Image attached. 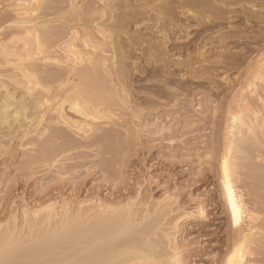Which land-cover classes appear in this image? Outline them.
<instances>
[{
	"label": "rangeland",
	"instance_id": "1",
	"mask_svg": "<svg viewBox=\"0 0 264 264\" xmlns=\"http://www.w3.org/2000/svg\"><path fill=\"white\" fill-rule=\"evenodd\" d=\"M47 1L49 0H45L43 3H47ZM55 1L51 0L49 2L57 4L58 0ZM68 1L66 0L62 4L65 8L63 7L60 12L50 17H55L59 13L57 17L70 13L71 7L68 5ZM72 1L73 3L78 2L76 5L78 4L80 6L84 2L86 3L85 5L88 4L87 0ZM151 1L142 0L138 2L141 4L144 2L142 6L134 2V0H118L117 5L121 8L134 2L128 9L134 11L132 14L136 15L138 20L137 24H128L125 30H123L124 27L121 28L117 31L118 36L116 38L106 34V39L100 38V36L97 39V37L95 38V34H92L88 38L91 39V42L85 36V39L90 41V44H87L90 48L94 40H99L100 42L103 40L102 42L106 44L103 48H107L103 49V52L99 51L100 49L94 51L96 61L97 59L100 60L103 55L107 65L106 68L97 66L98 74L93 81H95L94 85L101 84V89H96L98 85L95 86L96 93L103 90V92L99 93L98 97L102 95L104 98L105 96L107 99L110 98V103H113H109L108 108L105 106L100 108L103 117L97 118L96 120H87L89 122H86V124L84 121V123L82 122L83 118H81V115L72 113L71 111L69 112L66 104L63 109L67 114L61 111L59 113L57 106L64 95H66L59 93H62L66 89L63 93L67 91L68 94L69 88L67 90L64 86L67 84L65 87L71 88L70 85L73 80L76 83L72 84V89L74 84L79 85L81 83L77 86H81L80 90L81 88L82 90L77 93H80V95L84 94L81 97L78 96L77 103L79 102L78 104L81 106L84 103L80 98L83 99L85 97L86 90H83V82L75 76L74 78L73 73L75 75L78 68L81 70L87 62L86 58L88 57L87 52L89 48L86 47L88 51L85 47L83 48L82 43L86 41L84 37L80 41V26L78 27L79 30L76 29L80 33L78 35L80 39L77 38L76 40L80 41H77L78 44L80 43L77 46L82 49L77 47V51L80 52L79 57L83 59L81 60H85V63L83 62L84 65H80L79 62L81 60L78 63L73 62V60H78V56L73 58L69 53H65L64 56V50L61 51V47L64 48V45L66 46V44L75 40V37L72 35L74 33L72 31L75 29L71 28V22L69 21L70 24L67 21H64L67 24H63L62 22L60 23L61 25L55 24L54 27H57L56 32L59 34L65 33L64 35L67 36L61 35V37L59 35L61 39L64 38L63 40H58V33L54 35V39L52 36L53 42H55V39L58 40L56 43H58L59 48H55V45L54 48L51 47L53 48L51 50L48 46L49 43L51 42L50 45L53 46L55 43L52 41L47 42L46 45L48 47L46 45L43 46L44 50L42 52L44 55L42 56V53H40L41 57L37 54L35 60L32 62L36 64L39 62L37 64L38 67L42 64L44 69L41 67L43 70L41 68L40 70L44 74L42 75L45 76V78L41 75L43 78L39 76L41 78L40 84H38L37 88L34 86L33 89L36 88V91L32 90V92L34 94L37 92L38 94V91L40 93L44 90L45 97L43 93H40L43 96L41 97L39 94L42 98L40 101L43 98L45 100L47 99V102L44 101L45 103L41 101V104H43L39 108L41 112H37L39 115L34 120L35 129L34 126V130L31 129V132H34H30L28 137L19 140V136L13 132L17 128L14 121L10 120V126L13 129L9 130L10 127L8 124L0 126V201L4 197L5 191L11 188L12 191H10L18 195L15 200L16 204L26 202L25 204L30 206L34 205L35 207H41L40 204L48 206L50 204L55 205L56 203L55 206H58V209H60L62 199L69 193L76 194L78 197L77 200H80L83 199V195L86 196L91 193H99L101 196L108 197L112 190L114 193L116 191L120 192L121 197L130 196L132 199L135 197L136 199H133V201H136L132 203V208H139L143 204L141 206L142 208L140 207L141 209L146 210L145 207H147L153 211L154 208L156 210V212L153 211L154 214L162 215L163 213H159V211L163 212V209L171 203L169 206L175 212L173 211L170 213L171 215H167L160 220L158 227L161 229H159L158 233L166 231V234H169L174 239H178L176 240L178 244L180 246L181 244L182 246L184 245L181 249L187 252L189 251L187 254L189 256L191 255L190 257L193 256L191 258L192 263L215 264L214 260H217L225 249V235H227L226 231L229 225L227 213H223L225 209L223 208L224 199H222L223 196L219 185L220 174L217 153L223 147L222 137L224 133L223 129L227 124V112L234 111V107H239V105L245 103V100L248 102L247 100L249 99V101H253L252 103H254L257 99L256 93H258L259 97H264V77L262 78L264 75L262 68L264 66L262 65L264 64V0H188L183 5L173 0H171L172 3L168 1L166 4H163L165 2L162 3L159 0L161 5H159L158 0H153L152 3ZM17 2L19 1L0 0V14H12L11 10L12 8L15 9V5L23 4L21 1L19 4ZM14 3L16 4L14 5ZM30 3H27L28 5L26 4L27 6L25 5L23 7L30 8L32 1ZM138 6L144 10L139 9ZM154 6H160L158 7L160 10L158 8L156 9L157 11H162L161 15H156V12L155 14L153 13L156 11L153 9ZM68 9L70 10L69 12ZM121 12L123 11L121 10ZM153 14L159 18L161 16L159 20L161 24H159L158 18L154 17ZM58 28L61 31H58ZM87 29L90 28L87 27L85 30L83 27L82 32L87 31ZM158 29H161L160 31H163L166 35L165 39L162 35L158 36L159 34L156 33ZM68 33L70 34L68 35ZM65 39L67 40L66 44H64ZM76 40L75 42L73 41L75 44L77 43ZM60 42L64 45L59 44ZM113 42L115 45L113 48H110ZM66 54H69V57ZM38 56L39 58H37ZM71 57L73 60H68ZM36 59H39V61ZM75 64L77 68L74 66L75 68L73 69L72 65ZM109 67L113 71V76L106 75V71L110 70H108ZM5 68L10 69L12 67L7 66ZM116 71L118 73L124 71L125 73L122 72L123 74L120 73L119 75L118 73L114 74ZM100 72L102 73L100 74ZM6 74L3 77L5 79L7 76L9 77L10 72L8 75ZM57 74L59 76L57 79L59 80L55 79V77H58L56 76ZM121 74H125V76ZM71 75L73 78H71ZM65 76L67 79L61 78ZM119 76L122 80V84L119 81L121 85L110 81L115 78L117 79ZM71 79L73 80L71 81ZM256 79H259V81ZM2 80L5 83L7 82L8 89H13L14 85L10 82L9 84L12 83V87L9 86L8 78L7 80ZM67 80L69 81V85ZM61 82L62 84H60ZM63 84L65 85L63 86ZM239 84L242 85L239 86ZM47 86L48 89L56 87V90L52 89V91H57V89L62 87L60 89L62 91L58 90L59 93L58 91L55 92L62 95V97H59L60 100L56 96L57 94L53 93L54 91L51 92L50 90L45 92ZM100 86L97 88H100ZM254 86H256L257 90ZM30 87H33V85ZM18 88L20 90L23 89ZM10 91L12 92V90ZM16 91L14 92L13 89L17 97L16 100H18L24 94H21L23 90L20 92ZM250 91H252L251 96ZM51 94H54L56 97L54 98ZM4 95V90L0 88V104L4 103ZM252 95H255V97H252ZM25 96L28 95H24L23 98ZM84 105L82 107H85ZM125 105H128V108ZM61 118H64L66 122ZM68 122L69 124H67ZM63 123L65 124L63 125ZM58 131L59 134L63 131L61 134L65 136L69 135L67 138L69 140L73 139L72 143L71 141L68 142L69 140L66 143L61 142L56 135L55 138L54 134H58ZM66 131L68 134H66ZM28 138L30 140L33 139V141L31 142ZM20 141L23 147H19V144H21ZM23 142L27 146L24 147L25 144ZM52 149L56 152L61 151L59 153L57 152L59 155L55 156L56 152H51ZM62 151H66V154L61 153ZM53 154L54 157H51ZM50 158H56V163L51 165L50 162L52 161L54 163L55 160L51 159L50 161ZM57 161L59 162V166L56 167ZM53 169L56 170L53 171ZM58 175L64 178H59ZM29 176L33 178L30 179L34 180V183L29 188H26V186L24 187L23 179L29 178ZM11 180H13L12 182L14 184L11 183ZM55 183H57L56 186L59 189L57 193L60 192L61 198L56 200V202L53 199H48L49 197L46 199L43 198L41 196L42 190H49ZM120 188L124 189V192ZM132 188L133 191L131 190ZM127 189H130L129 193L126 191ZM33 190L37 195L40 194L35 196V199L37 197L39 199H34L32 194ZM122 193H127V195H123ZM136 195L139 196L136 197ZM43 200H46V204H44ZM197 200H201L203 206H206L204 211L207 214L206 218L192 220L188 217V213H195V202ZM171 201L175 203L173 204ZM189 201H192V204ZM131 202L132 200L129 201V203ZM183 212L186 216H182V214L184 215ZM176 218V223H180V226L174 229L173 224Z\"/></svg>",
	"mask_w": 264,
	"mask_h": 264
},
{
	"label": "bare ground",
	"instance_id": "2",
	"mask_svg": "<svg viewBox=\"0 0 264 264\" xmlns=\"http://www.w3.org/2000/svg\"><path fill=\"white\" fill-rule=\"evenodd\" d=\"M18 1H19L17 2L18 4L21 2H23V4L21 3L16 6L15 5L16 3H14L15 9L12 8L11 10L12 14L11 13L6 14V15L2 14L3 16L0 14L1 15L0 16V36H1L0 37V58H1L0 59V88L1 90H4L5 92L4 103L0 104V126L4 124H8V126L10 127L9 130L13 129L10 126L11 124L10 120L14 121L16 123L17 128L13 132H15L17 136H19V140H22L28 137V134H30L31 129L32 130L35 129L34 120H36L37 119L36 117H38L37 115H39V113L37 112H41L39 110V108L42 107L41 105H43L41 104L42 103L41 101L44 102L47 100L43 98V100L40 101V99H42L41 97H43L42 94L40 93L44 94V90L43 92L41 91L40 93L38 91V94L37 92H35V94L32 92V90L36 91L35 89L37 88L38 84H40L39 82L41 81V78L43 77L45 78V76H43L44 75L43 72L40 70V68L42 67V64L41 66L38 67L37 64L39 62L37 64L32 63V62L33 60H35L37 54L39 56H41L40 53H42V56L44 55V53L42 52L44 50L43 46L46 45L47 42L49 43L50 41H52L54 39V35L58 33L56 32L57 27H54L55 24H60L61 22L64 24L65 23L64 21L71 22V28L75 29L74 31H72L74 32L72 35L75 37L74 38L75 40L79 38L78 35L80 34L79 33L80 31H81V36H82V37L80 36L81 39L79 38L80 41L83 40L82 39L83 37H84V40H86L85 36L88 39L89 36H91L92 34L93 35L95 34V38L97 37V39H98V36L104 39L107 36L106 34H108L110 37L116 38L118 36L117 31H119L121 28L124 27L123 30H125L126 25L131 24V23L135 25L138 22L136 15L132 14L134 11H132V9H128L131 7L130 5L134 4V2H137V4H140L143 6L144 2H142L141 4L138 2L142 0H134V2L131 3L130 5H127L126 7L123 6V8H121L117 5L118 0H87L88 1L87 5H85L86 3L84 1L86 0H84L83 1L84 3L81 2L82 6L78 4L76 5V3L78 2H76L75 0L74 2L76 3H73L72 0H69L68 1L69 3L68 2L67 3L71 7V11L68 9V12L70 11V13H68L70 16L68 14H66L68 15L66 16L64 13L65 16L62 15L60 17H57L59 16L60 14L59 13L55 17H50L60 12L63 9V7L65 8V6H63L62 4L66 0H61V2H59L58 0L57 4H52L51 2H49L51 0L47 1V3H43L45 0H18ZM31 1H32V6L30 8L23 7L27 3H30ZM160 1L162 3L165 2L163 4H166V2L168 1L171 2V0H160ZM160 1L158 0V3H160ZM173 1H176V3L179 2L181 5H183L187 3L188 0H173ZM159 5H161V3ZM158 7L160 6H157V7L154 6L153 9H155L156 11H154L153 13L155 14L156 12V15H161L162 11L160 12L159 11L160 9ZM156 8H158L159 10L157 11ZM139 9L144 10L143 8H140V7ZM121 10L123 12H121ZM163 15H164V10H163ZM154 17H157V16L154 15ZM157 18L159 21L161 16L160 18L159 17ZM158 21L156 20L157 24H158ZM160 22L161 21H159V24H161ZM78 27H80L81 30H79ZM83 27L85 28V30L87 27H89L90 29H87V31L82 32ZM76 29H78L79 32L76 31ZM160 30L159 29L156 30V33L159 34L158 36L162 35L163 38L165 39L166 35L163 33V31H160ZM58 31H61V30L59 29ZM135 32H136V29H135ZM64 34L58 33V37L59 35L66 37L67 35H64ZM69 34L70 33H68V35ZM52 36H53V39H52ZM60 39L61 38L59 37L58 40ZM58 40L55 39V42L52 41L53 43H55L54 46L50 45L51 42L49 43L48 46L51 50L55 47V45H56L55 48L58 47V43H56V41L58 42ZM75 40H72V42L68 44H66L67 43V40H66L64 43L66 44V46L64 44H61V42L63 41L59 43L62 46L64 45L65 49L63 47H61L62 50L60 49L61 51L64 50V56H65V53H69L70 56H72L73 58L74 57L76 58L77 56L79 57L80 52L77 51L79 48V46L77 45L80 44V43L78 44V42L80 41L76 40V42L77 41L78 42L75 44L74 43ZM88 40L91 41V39H88ZM90 41L86 40V41H83V43L81 42L83 45V48L85 47L86 49V47H88V45L90 44ZM102 41L100 42L99 40L98 41L94 40V42L96 43L94 44L93 42V44L91 43L92 47L91 48L88 47L89 51L91 50V52H89L86 49L89 52V53L87 52L88 57L86 58L87 59L86 63H85V60L82 61L83 59L81 57H79L80 59L78 58V60L77 59L73 60L72 57L69 59L67 58L68 60L70 59L73 60L74 63L75 62L78 63V61L82 59L81 62H79L80 65L83 64V62L85 63V65L83 64L84 66L82 67L81 70H79L78 68L77 70L78 73L75 70L77 75L76 73L75 75L73 73V77L75 76L83 82V85H84L83 90L85 89L86 93L88 91L87 93L88 95L85 93V97L83 99L80 98V100L84 101L83 104L81 103L82 106L85 104L84 105L85 107H82L80 104H78L79 102L77 103V99H79L78 96L81 97L84 95V94L80 95V93L79 94L77 93L82 90V88L80 90L81 86L78 87L81 83H79L80 80H78L77 78L76 80L79 81L77 82L79 83V85L77 84L78 85L77 86L74 84L75 86V87L73 86L74 90L72 89V84L76 83L75 80L71 79V81L73 80V82H71V85H70L71 88L65 87L67 84L66 85L63 84V86L65 85L64 88H67V90L69 88V92L71 91L70 93L68 92V94H67V91L63 93L66 89H64L62 93H59L58 90L62 89L63 86L61 85L62 86L61 88L58 87L59 89H57V91L59 94H66L64 95L62 100H60L59 98V97H62V95L55 93L57 92L55 91L56 87L52 88V89H55L53 90L54 92L52 91V89H48V86L46 88L48 90L45 89V92L51 90V92H53L54 94H57L56 96L61 101L57 106L58 107L57 110H59V113L60 111L64 113L66 112L63 109L64 105L66 104L67 110L69 112L71 111L72 113H77L81 115L82 116L81 118H83L82 122L84 121L85 124L87 120H90V119L96 120L97 118L103 117V114L101 113L100 108L102 106L103 107L105 106L106 108H108L107 106L111 102L110 98L107 99L105 96L104 98L102 97V95L101 97H98L99 93L103 92V90L102 91L100 90V92L98 91L99 93H96L97 91L95 90V86L98 85L97 87H99L101 84L94 85L95 81H93L94 78L97 77L98 67L101 66L102 68L103 67L106 68V65H107L105 59L103 58V55L101 58L99 57L100 60L97 59L96 61V59L94 58V56H96L94 54L95 50L98 51V49H100L99 51L103 52L104 51L103 49L107 48V47L103 48L104 45L106 44L105 42L103 43ZM114 45H115L114 42L111 43L110 48H113ZM48 46L46 45V47ZM49 48L48 50H50ZM117 49H118V46H117ZM69 54H66V55H68L69 57ZM39 56L37 58H39ZM64 58L66 59V57ZM36 60L39 61V59H36ZM7 66H11L12 68L10 69L5 68ZM72 66H73V69L75 67L77 68L76 64ZM262 68L264 70V66ZM108 70L109 71H106L107 72L106 75L113 76L112 75L113 71L111 70L110 67L108 68ZM9 72H10L9 77L5 76L6 79L3 78L4 75L6 73L9 74ZM122 72L124 71H121L120 73ZM101 73L102 72H100V74ZM116 73L118 72L117 71L114 72V74ZM120 73H118V75ZM40 75L43 77H41ZM56 76H58V74ZM122 76H125V74ZM73 77L71 75V78ZM119 77L117 79L115 78L110 81L115 82V84L117 85H119L120 83L122 84L121 77L120 78ZM263 77L264 75L262 76V78ZM7 78L9 79L8 84L10 82L13 83L11 84L14 85L13 86L14 92L16 90L19 92L23 90L21 94L28 95V96H25L23 98L24 95H22L21 98L16 100L17 97L15 93L13 92V89H8L7 82L5 83L2 80V79L7 80ZM57 78H59V76L55 77L56 80H59ZM61 78L64 79L66 78V76L61 77ZM37 80H38V83H37ZM68 80L67 82L69 85ZM256 80L259 81V79H256ZM119 81L121 82L119 83ZM63 83H66V82H63ZM11 84H9V86L12 87ZM60 84H62V82ZM31 85H33V87H30ZM105 85H102V86H105ZM241 85L239 84V86ZM34 86L36 87L35 89H33ZM18 87L23 88V89L20 90ZM97 87L96 89H101V86L100 88H97ZM254 87L256 89V86ZM113 89L112 91H114ZM10 90H12V92ZM256 90H255V93H256ZM115 91L117 90L115 89ZM251 93L252 91H250V96H251ZM255 93L253 92V94ZM39 94L41 95V97ZM54 94L53 95L51 94V96H54L55 98L56 96ZM256 94H257V97H256L257 99L256 101H254V103H252L253 101L252 102L249 101V99L247 100L248 102H246L245 100V103H243L242 105H239V107H236V108L234 107V111L232 110L230 112L228 111L226 115L227 124L225 128L223 129L224 133L222 137L223 147L221 151L217 153V157L219 159V174H220V184L219 185L221 187L220 189H221L222 196H223L222 199H224L223 208L226 210V212H224L225 210L223 209L224 210L223 213H227V220L229 222L228 223L229 225L227 226V231H226L227 235H225L226 236L225 237L226 241L224 245L225 249L223 250L222 255H220L217 260H214L215 264H251V263L252 264L253 263L264 264V97L262 96L259 97L258 93ZM255 95H252V97L253 96L255 97ZM44 97H45V94H44ZM46 97H47V94H46ZM110 104H113V103H110ZM239 104L241 103L239 102ZM125 106L127 107L128 105H125ZM36 109L38 110L36 111ZM64 118H61V119L64 122H66ZM64 124L65 123H63V125ZM67 124H69V122ZM33 126H34V129H33ZM59 130L61 129L59 128ZM61 133L59 134V131H58V134H54V137L56 135V137L58 136L61 142L66 143L67 140H69V138H67V136L69 137V135L65 136L64 134H61ZM66 134H68V132ZM33 139L32 140L29 139V140L32 142ZM70 141L72 143L73 139L69 140L68 142ZM102 142H105V141H102ZM67 144L71 145L69 143ZM19 145H20L19 147H23L22 143ZM25 146L27 145L25 144L24 147ZM65 147L67 148V146ZM52 151H54V149H52L51 152ZM55 152L56 151H54L53 153ZM65 152L62 151L61 153H65ZM56 153H55V156L59 155L58 153L57 154ZM51 157H54V154ZM61 157H62V154H61ZM51 159L55 160L54 158H50V161ZM55 163H56V160L54 161V163L52 161L50 162L51 165ZM58 163L59 162L57 161V164L55 165L56 167L59 166ZM55 170L53 169V171ZM30 178L31 177L29 176V178L23 179L24 187L26 186V188H29L30 186L33 185L34 180H31L33 178L31 179ZM59 178H64V177L60 176ZM12 181L13 180H11V183L14 184ZM56 184L57 183H55L54 186L51 184V186L53 187H51L49 190H46V191L42 190L43 192L41 191L42 192L41 196L45 199L49 197L48 199H53L54 202H56V200H59V198H61V195L59 194L60 192L57 193V190L59 189L57 188ZM60 187L62 188V186ZM121 187L123 188V186ZM175 189H176V186H175ZM10 190L11 188L5 191L4 193L5 195L4 197H2L0 201L1 202L0 203V209H1L0 213L2 215L0 217V264H194L192 263L193 261L191 260L193 256L190 257L191 255L189 256V254H187L189 251L187 252L181 249L182 247H184V245L182 246L181 244L180 246L178 244V241H176L178 239H174L169 234H166V231H161V233H158L159 229H161L158 227L160 225V220L163 219V217L167 215L168 216L171 215L170 213L174 211L172 210L173 208L169 206L171 205V203L166 208L163 209V212L159 211V213H163L162 215L154 214L153 211L156 212L154 208H153V211L149 210L147 207H145L146 210L141 209L142 208L141 206L143 204L140 205L137 202L136 203L140 205L139 208L138 207L135 209L132 208L133 207L132 203L136 201V200L133 201V199H136V198L133 197L132 199V197L130 196L121 197L120 192L114 189L116 192L114 193L112 190L109 193L108 197L101 196L99 195V193H96V194L91 193L92 195L91 194L86 195V196L83 195V199H80V200L79 199L77 200L78 197L76 196V194L69 193L70 195L67 194V196H65V198L62 199V201L60 200L61 201L60 209H58V206H55L56 203L55 205L50 204L48 206L47 205L43 206L42 204H40L41 207L39 206L40 207L39 208V207H35L34 205H32V203H31L32 206L25 204L26 202L23 204H16L15 200L18 195L17 194L15 195L14 193L11 192L12 190L11 191ZM122 190L124 192V189ZM129 190L127 189L126 191L129 193ZM131 190L133 191V188ZM34 193L35 192L33 190L32 194L35 199L36 198L35 196L37 194L36 193L34 194ZM124 194L127 195V193H124ZM173 194L175 195V193ZM137 196L139 195H136V197ZM171 198H173V196H171ZM37 199L39 198L37 197ZM131 200L132 202L129 203V201ZM45 201H44V204H46ZM171 202L173 203V201ZM191 202L190 204H192ZM195 204H196L195 213L194 212L192 214L188 213V217L191 218L192 220L206 218L207 213H205L204 211L206 206L205 207L203 206L201 200H197ZM182 216H186L185 213L184 215L182 214ZM174 221L175 222L173 224V228L175 229L180 226L179 225L180 223L178 224L176 223L177 218Z\"/></svg>",
	"mask_w": 264,
	"mask_h": 264
}]
</instances>
